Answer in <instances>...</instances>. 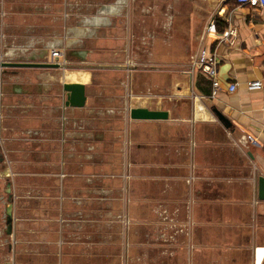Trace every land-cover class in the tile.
<instances>
[{
  "label": "crops",
  "instance_id": "1",
  "mask_svg": "<svg viewBox=\"0 0 264 264\" xmlns=\"http://www.w3.org/2000/svg\"><path fill=\"white\" fill-rule=\"evenodd\" d=\"M1 1L6 26L42 20L17 46L31 49L25 61L57 58L79 79L0 78L11 145L0 140V264H264V8ZM202 50L218 61L217 87L196 64ZM64 82L84 84L83 107L64 105ZM132 108L167 117L132 119Z\"/></svg>",
  "mask_w": 264,
  "mask_h": 264
},
{
  "label": "rangeland",
  "instance_id": "2",
  "mask_svg": "<svg viewBox=\"0 0 264 264\" xmlns=\"http://www.w3.org/2000/svg\"><path fill=\"white\" fill-rule=\"evenodd\" d=\"M1 4H2V1L0 0V59L25 61L26 57L28 55V49L29 50H31V49L29 47L24 48V47H17V46L18 45H24L25 43L26 44L31 43V40H30L31 36L38 33V32L32 31V29H34V25H35V29L37 26H40L42 23V20L40 18H36L33 16L32 17H26V18H24V20H21L22 23L20 24V21L18 20V18H16V19L12 20L10 26H8V24L6 26V17L1 12V8H2ZM45 22L49 26V22H47L46 20H45ZM50 35L51 34L49 33V36ZM9 44L12 46L14 45L16 47H14V49H13L12 47H10ZM39 48H41V47H39ZM43 50L46 51V49H43ZM68 67H69V64H64V68H68ZM9 70L10 69L6 70V73H5L6 77H5V76H1L2 70L0 69V78L4 79V78L11 77L12 75L10 74L11 72ZM13 72L15 75L23 73L24 75L23 74L22 75L25 76L26 78H35V76H36L35 74H39L40 72H43V73H46L44 75V77L47 78L45 81L47 83H52L54 81V78H56L57 80H58V78L60 79V75L63 71H62V69L38 70V69H34V68H26V69H19L18 70V68H17L16 70L14 69ZM86 76H87V74H86ZM50 81H52V82H50ZM196 96L197 95H191V98L193 99V110H194V112L196 111V109H195V105H196L195 100H197V99H195ZM173 99L175 100L174 97H173ZM16 102H17L16 100H13L10 103L15 104ZM197 102L200 103L201 101H197ZM200 104L202 107L204 106L202 103H200ZM0 109L2 110V115L6 113L5 109L3 110L2 105H0ZM3 111H4V113H3ZM1 131H2V123H0V132ZM3 136L4 135H2L0 140H1V142L6 143V144L2 143V145H5L6 150L8 151L11 148V147H9L11 145L6 142V140ZM16 148H18V147H16ZM6 155H7L6 157H8L9 154L6 152ZM17 164H18V162H17ZM14 166H18V165H14ZM3 187H4V180H3V178H0V195L2 193L1 190L3 189ZM123 226H126V225L123 224Z\"/></svg>",
  "mask_w": 264,
  "mask_h": 264
},
{
  "label": "water",
  "instance_id": "3",
  "mask_svg": "<svg viewBox=\"0 0 264 264\" xmlns=\"http://www.w3.org/2000/svg\"><path fill=\"white\" fill-rule=\"evenodd\" d=\"M64 67V64L57 62V58L53 61H12L0 59V69L2 74L5 75L8 68H47V69H58ZM62 88L66 93L64 100L65 106L71 107H83L86 101V90L82 83L77 82H64ZM212 112L216 115L218 120L224 124V126L229 127V120L216 108H212ZM130 117L132 119H161L166 118L167 113L163 111H153L145 108H132L130 110ZM259 185V197L264 199V177H258ZM8 203L6 205V232L10 233L12 227V213H11V202L12 195L9 193L7 197Z\"/></svg>",
  "mask_w": 264,
  "mask_h": 264
},
{
  "label": "built area",
  "instance_id": "4",
  "mask_svg": "<svg viewBox=\"0 0 264 264\" xmlns=\"http://www.w3.org/2000/svg\"><path fill=\"white\" fill-rule=\"evenodd\" d=\"M237 4L240 6H245V5H253L258 8H264V0H236ZM213 25V20H211L208 24V28H212ZM55 56H58L57 51L52 52V58ZM196 64L199 68V71L207 77L210 82L212 87H217L218 86V61L214 56V53L210 54L205 52L204 50L200 51L197 59H196ZM250 87L252 88H257L261 87V82L259 80H255L250 82ZM235 88L234 84H231L229 86V90H233ZM264 117V113H263Z\"/></svg>",
  "mask_w": 264,
  "mask_h": 264
},
{
  "label": "bare ground",
  "instance_id": "5",
  "mask_svg": "<svg viewBox=\"0 0 264 264\" xmlns=\"http://www.w3.org/2000/svg\"><path fill=\"white\" fill-rule=\"evenodd\" d=\"M63 75H64L65 80H70V81L75 80L76 81L77 79H79V73L74 72V71H70L68 69L63 70ZM196 109H197V113H196L197 117H203L204 116V110L199 103H197Z\"/></svg>",
  "mask_w": 264,
  "mask_h": 264
}]
</instances>
